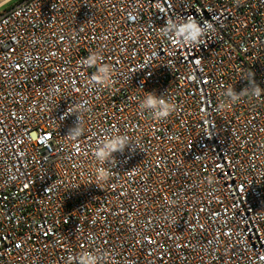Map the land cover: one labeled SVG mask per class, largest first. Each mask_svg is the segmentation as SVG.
<instances>
[{"label": "built area", "instance_id": "1", "mask_svg": "<svg viewBox=\"0 0 264 264\" xmlns=\"http://www.w3.org/2000/svg\"><path fill=\"white\" fill-rule=\"evenodd\" d=\"M189 18L211 25L204 43L163 35ZM105 64L110 79L94 82ZM253 80L264 89V0L0 13V264H264V91L224 95ZM149 92L174 105L167 118L140 109ZM80 104L73 138L66 111ZM117 132L140 148L100 164L98 140Z\"/></svg>", "mask_w": 264, "mask_h": 264}, {"label": "clouds", "instance_id": "2", "mask_svg": "<svg viewBox=\"0 0 264 264\" xmlns=\"http://www.w3.org/2000/svg\"><path fill=\"white\" fill-rule=\"evenodd\" d=\"M211 30V25H201L195 19L189 18L182 24H178L172 20L166 22V27L162 30L163 35L169 39H176L182 42L184 45L192 46L204 43V36L207 32ZM100 60L97 54L90 55L87 58V63L89 65H96ZM111 68L109 65H103L99 67L98 73L93 76V81L96 83H106L110 79ZM262 89L253 80L252 84H248L247 87L243 88L241 91L237 92L234 87H229L225 90L224 95L228 97L230 102H236L242 99L246 95H251L253 97H260L262 94ZM139 107L141 110H146L151 113L153 119L163 120L167 118L171 112L174 110V105L170 101L166 100L163 95H156L155 93L149 92L144 99L140 102ZM220 109H225V104H220ZM85 110L84 105H74L70 109H67V115L75 114L78 117L75 125L70 128L68 136L78 137L81 135V121L79 119V113ZM66 115V116H67ZM128 148L130 151H135L136 148H140L131 138L126 134L112 133L103 136L98 140L95 151L94 158L100 163H111L114 158V153H123L124 150ZM101 177H105L106 173L101 168ZM77 264H101V258L99 255L93 252H86L81 254L77 258Z\"/></svg>", "mask_w": 264, "mask_h": 264}, {"label": "rangeland", "instance_id": "3", "mask_svg": "<svg viewBox=\"0 0 264 264\" xmlns=\"http://www.w3.org/2000/svg\"><path fill=\"white\" fill-rule=\"evenodd\" d=\"M2 1H5V0H0V4H2ZM19 1L20 0H7V1H5V3L0 5V13H2L5 10L9 9L10 7H12L14 4H16Z\"/></svg>", "mask_w": 264, "mask_h": 264}, {"label": "crops", "instance_id": "4", "mask_svg": "<svg viewBox=\"0 0 264 264\" xmlns=\"http://www.w3.org/2000/svg\"><path fill=\"white\" fill-rule=\"evenodd\" d=\"M5 1H7V0H5ZM5 1H2V4L5 3ZM2 4H0V5H2Z\"/></svg>", "mask_w": 264, "mask_h": 264}]
</instances>
